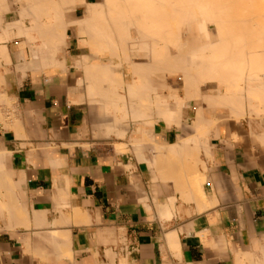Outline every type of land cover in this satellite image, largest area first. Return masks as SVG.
I'll use <instances>...</instances> for the list:
<instances>
[{
	"label": "crops",
	"instance_id": "0c3cea01",
	"mask_svg": "<svg viewBox=\"0 0 264 264\" xmlns=\"http://www.w3.org/2000/svg\"><path fill=\"white\" fill-rule=\"evenodd\" d=\"M24 8L0 3V264H264V60L247 59L264 52L263 37L248 35L261 47L245 40L246 63L217 70L222 78L203 75L196 58L221 41L213 24L183 33L186 55L168 43L167 62L183 55L184 73L173 63L162 72L150 49L120 51L116 105L128 109L116 113L110 83L98 78L101 88L97 75L91 86L76 65L88 56L104 66L110 55L78 30L57 56L65 70L30 67L40 38ZM149 64L161 70L148 76ZM132 81L145 90L139 105Z\"/></svg>",
	"mask_w": 264,
	"mask_h": 264
},
{
	"label": "bare ground",
	"instance_id": "6f19581e",
	"mask_svg": "<svg viewBox=\"0 0 264 264\" xmlns=\"http://www.w3.org/2000/svg\"><path fill=\"white\" fill-rule=\"evenodd\" d=\"M4 1L5 0H0V3ZM249 2L253 3L252 0H24L25 8L23 9L24 10L23 17H25V19H28L30 22L29 23L30 26L28 30L32 33L34 32L37 33L38 37L40 38V46L31 47L32 55H31L30 67H35L36 66L35 63H41L44 65V67L45 66H48V67L58 66L64 69L66 67L64 56H62L63 57L62 59H59L57 56L61 53L64 54L67 48L68 31L70 29L75 30V31L78 30L79 34L83 37L84 45L88 46L91 51L93 52L95 51V53L97 54L99 53L101 57L102 55H105V54L110 55L109 56L110 61L108 62V64H105L104 66H101V63L99 60L101 58L96 59L94 62H90L91 60H90V57L88 56H84L83 60L81 62H77L76 65H78L79 67H83L82 69L85 70L86 72L85 74L88 78L87 79L84 78V79H86L87 83H89L88 81H90V79L94 82L95 81L94 78H96L97 75H99V77L96 78L95 82L96 84H98V86H101V83H97V81L99 82V80H97L98 78L101 81H103V84L110 83V87L105 88L109 90L105 91L104 94L107 96H111L113 98L112 100H114L115 103H113V101L111 100V103H112L111 106L115 104L113 106L115 109L114 108L113 109L114 111L118 110L119 112L126 105L125 106L122 105L123 107L121 108V103H120V105L118 106L119 109L117 108V105H118L117 103H119V101L121 102L122 101L125 102V101L122 100L124 99V97H121V95L117 94L115 87L116 85H119V80H120L121 85H125V84L122 83V80H121L122 78L119 79L121 72H120V75L118 76V74L115 73L114 70H117L118 68L117 60L119 59L120 51H122L121 54L122 53L126 54L124 56L125 58H128L127 57L128 49L126 50V48L128 47L138 52L142 50L150 49V52L152 51L151 56H153V58L152 57L151 58L154 64H159V66L163 65V68L165 67L164 70L162 69V72H165L166 70L168 71L172 67L175 68L176 70L171 69L169 71H172V70L177 71V70H180L181 68V66L179 67V65L184 64L183 63L184 57H182L183 56L182 54L186 55L185 53L186 50L183 49L184 46L186 48V45H185L186 43L183 44V41H182L183 33L184 32L192 33L194 31H201V32H206L207 34H209L210 32L209 25L213 24L215 25L216 32L219 34L220 37L219 36L218 37L221 39V41L220 42L218 41V43L215 42L216 44H209L208 47L204 48L205 50H207L206 54L208 57H206L205 54H203L205 52L204 49H202L204 52L203 51L201 52L204 58L196 57L197 59L200 58L202 61L203 68L201 67L199 69L203 71L202 73L203 75H205L204 72L208 70V72H205V73H206V76L210 77L211 75L216 74L217 70H220L221 68L226 67V66H228V68L226 69H229V66L234 69L236 68L240 69V67L246 63L247 59L249 61L248 64L250 67H256L262 64L261 62L262 60H264L263 59L264 57L262 58V54H264L263 52L264 50L262 49L263 53H261L260 51L261 49H259L261 46L255 43L254 41L255 37L251 38V36L249 37L248 35H251V34L253 35V33L254 35L255 33L256 35H258L257 33H259L258 35L259 38L257 40L255 39L256 42L258 43L261 37H263L264 39V36L260 35V34L264 35L263 7L260 6L258 11L253 14L252 13L253 11L251 10H249L250 12L247 11L246 5ZM254 8H256V6ZM79 10H82L81 17H78ZM245 34H246V37L248 36L250 39L246 38ZM134 35L135 36L137 35L138 37L137 40L134 39ZM234 36L236 38H234ZM219 38L217 40H219ZM229 38L230 39L233 38V39L230 40ZM263 39L261 38L262 40L261 43L264 46ZM245 40H247L248 42L252 40L253 42L251 41V43L250 44L248 43V45L252 46V44L255 43L256 45H258L259 50L257 49L258 51H254V52L251 51L252 49L254 50L255 47L247 46L246 44L247 42H245ZM168 43L174 44L178 48V51H180V53L182 52V54L179 53L180 55H182L181 57H179V59L177 58L178 55L176 56V58L179 61L181 60L180 62H182V64L179 61H177L176 63L175 60L177 59L174 57L175 58L174 60V58H171V56H169V58H171L172 61L174 60L172 62L173 64L171 63V60L170 62L168 61L169 63L167 62ZM243 43L244 45L246 44L245 46L247 48L249 47L248 49L252 52L251 53L249 51L250 55L248 56H250V59L249 57L247 59L245 58L247 55L244 57L243 51L244 50L246 51L247 48L243 47L244 46ZM194 50L191 49V52ZM189 54L193 56V54H191L190 52ZM198 54L200 55V53ZM188 55L186 56V58L189 57ZM244 59L246 60L244 61ZM152 60L150 61L152 62ZM150 61H147V63L148 62L150 63ZM147 63H144V64H147ZM206 64L207 66H210V68L208 67L209 69H207ZM119 65H121V63ZM136 65H138L137 67H139L140 63H137ZM153 66L152 64H149L148 67L145 66L147 67V69H144L145 67H143L142 69L147 72L148 76H149V73L153 72L154 70L156 72H159L161 70V67L157 65L155 66L158 69H160L158 71L157 68L155 67H154L155 69H153ZM175 66H177V68ZM262 66H258V67L262 68ZM182 67L183 69L185 68V70L187 71L186 66L183 65ZM150 68H152L153 71H151L152 69ZM133 69L135 68L133 67ZM137 69L138 70L136 71H140V70H141L140 72L143 71L142 69H139V68ZM190 70L191 71L194 70L193 72H191V76L195 75V73L198 74L200 73L199 71H201V70L197 71L196 68L190 69ZM190 70L188 74H186L187 75V77H185L186 79H188L190 75ZM224 70L225 69H223V71ZM96 71H99L100 74L99 72L96 74ZM226 71L227 70H225L224 72ZM140 72L139 73L135 72L137 74L136 80H137V83H139V85L140 83L144 84L145 81L143 79L147 77V76L145 77L143 75H140L141 74ZM94 75L96 76L93 77ZM133 75L135 76V74ZM217 75H214L213 77ZM231 75L233 76L232 73ZM227 76L230 78L229 75ZM209 77L207 78L210 79L211 77L210 78ZM220 77L222 78V76H219L218 78ZM224 77L226 76L224 75ZM241 79L243 78L241 77ZM141 80H143V82ZM92 81H90L91 84L93 83ZM132 82H133L132 84H134V81ZM147 83H149V81ZM96 84L93 83L91 86L95 87ZM135 85L136 84L130 87V89H132L131 91L127 87L126 88L127 93L129 91L132 92L133 90H135L132 93L135 92L137 94V97L139 96L138 94H140L141 96L138 97V99H141L142 97V99L138 100V102L143 101V99L145 100V98H143L145 95L143 94L145 90L138 88L139 85L137 87ZM236 86L238 85L236 84ZM137 88L142 90V94H141V90H136ZM92 92H94V94H97V95L93 94L94 96H99L98 92L94 91L93 89H92ZM132 93H128L129 97L131 98H129V100L127 101L135 102L137 98L135 97L136 95H134V97L131 96ZM115 95H117L118 97H113ZM233 97H234V94H233ZM227 98H225L224 96L223 98L225 99L224 103H227L229 105L231 101L228 102ZM209 101L210 100H208V102ZM133 102L131 103L133 104ZM140 103L141 102H139L138 105ZM136 105L137 103L134 104V106ZM207 105L209 106L210 103ZM130 107H132V105H130ZM144 107L149 108L150 104H148V106L147 104H145ZM126 108L127 107H125V109ZM134 108L135 107H133V109ZM133 109H130V110H133Z\"/></svg>",
	"mask_w": 264,
	"mask_h": 264
},
{
	"label": "rangeland",
	"instance_id": "374dc122",
	"mask_svg": "<svg viewBox=\"0 0 264 264\" xmlns=\"http://www.w3.org/2000/svg\"><path fill=\"white\" fill-rule=\"evenodd\" d=\"M253 3H248L246 6H247V11L250 12L249 10L253 11L252 13L254 14L255 12L258 11L259 7L262 6L263 7V13H264V0H252ZM250 4V5H249ZM256 6V8H254ZM252 7V8H251ZM244 10V9H242ZM241 10V11H242ZM80 13V14H79ZM82 16V10H79L78 11V17H81Z\"/></svg>",
	"mask_w": 264,
	"mask_h": 264
}]
</instances>
